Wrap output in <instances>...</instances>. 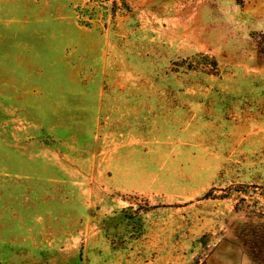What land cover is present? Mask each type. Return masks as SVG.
Returning <instances> with one entry per match:
<instances>
[{
	"label": "rangeland",
	"instance_id": "rangeland-1",
	"mask_svg": "<svg viewBox=\"0 0 264 264\" xmlns=\"http://www.w3.org/2000/svg\"><path fill=\"white\" fill-rule=\"evenodd\" d=\"M264 0H0V264H254Z\"/></svg>",
	"mask_w": 264,
	"mask_h": 264
},
{
	"label": "trees",
	"instance_id": "trees-1",
	"mask_svg": "<svg viewBox=\"0 0 264 264\" xmlns=\"http://www.w3.org/2000/svg\"><path fill=\"white\" fill-rule=\"evenodd\" d=\"M241 239L254 264H264V225L244 229Z\"/></svg>",
	"mask_w": 264,
	"mask_h": 264
}]
</instances>
